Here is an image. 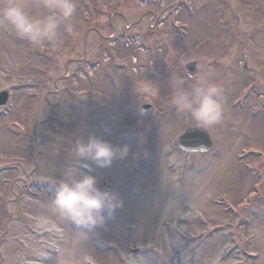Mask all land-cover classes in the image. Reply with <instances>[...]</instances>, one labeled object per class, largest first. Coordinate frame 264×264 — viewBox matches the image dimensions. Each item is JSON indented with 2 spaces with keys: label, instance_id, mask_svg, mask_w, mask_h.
<instances>
[{
  "label": "rangeland",
  "instance_id": "1",
  "mask_svg": "<svg viewBox=\"0 0 264 264\" xmlns=\"http://www.w3.org/2000/svg\"><path fill=\"white\" fill-rule=\"evenodd\" d=\"M175 1L75 0V34L62 24L55 47L0 28V264H56L75 226L46 205L69 167L125 201L84 241L100 264H264V0ZM201 78L223 113L213 148L186 153L177 136L196 124L171 86ZM92 135L129 157L80 161L71 149Z\"/></svg>",
  "mask_w": 264,
  "mask_h": 264
},
{
  "label": "clouds",
  "instance_id": "2",
  "mask_svg": "<svg viewBox=\"0 0 264 264\" xmlns=\"http://www.w3.org/2000/svg\"><path fill=\"white\" fill-rule=\"evenodd\" d=\"M31 9L46 10V14H33ZM76 11L75 0H33L31 4L27 0H0V28H10L17 37L33 46L49 44L55 47L62 43V24L64 31L75 34ZM171 87L170 105L180 113L190 114L197 126L210 128L220 121L223 113L221 86L201 78L189 87L184 86L183 80L173 79ZM141 90L151 96L159 95V88L152 83ZM71 151L80 161H95L101 168L110 167L115 159H127L130 155L128 145L116 147L96 135L87 141L76 140ZM131 155L137 158L139 153ZM124 205L121 193L101 186L96 175L81 174L78 169L69 167L56 184L55 196L46 205L52 214L75 226L56 264H100L95 252L84 247V241ZM213 264H219V260Z\"/></svg>",
  "mask_w": 264,
  "mask_h": 264
},
{
  "label": "water",
  "instance_id": "3",
  "mask_svg": "<svg viewBox=\"0 0 264 264\" xmlns=\"http://www.w3.org/2000/svg\"><path fill=\"white\" fill-rule=\"evenodd\" d=\"M145 3V2H143ZM186 71L189 76H193L197 71V65L195 61L188 62L185 65ZM7 92L0 93V105H3L7 101ZM150 105H144L142 111L149 109ZM178 146L185 151H207L212 147V140L209 133L205 128L195 126L184 130L177 140Z\"/></svg>",
  "mask_w": 264,
  "mask_h": 264
},
{
  "label": "flooded vegetation",
  "instance_id": "4",
  "mask_svg": "<svg viewBox=\"0 0 264 264\" xmlns=\"http://www.w3.org/2000/svg\"><path fill=\"white\" fill-rule=\"evenodd\" d=\"M150 1H152V4H153L154 6H156V8H160V7L163 6V5L161 4V0H148L147 4H148Z\"/></svg>",
  "mask_w": 264,
  "mask_h": 264
}]
</instances>
